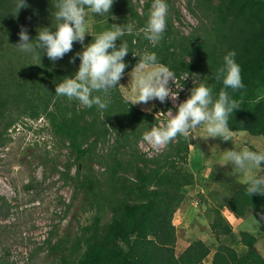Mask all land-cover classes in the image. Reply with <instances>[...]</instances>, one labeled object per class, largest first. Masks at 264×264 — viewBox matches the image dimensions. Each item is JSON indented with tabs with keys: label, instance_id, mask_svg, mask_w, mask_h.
Here are the masks:
<instances>
[{
	"label": "trees",
	"instance_id": "obj_1",
	"mask_svg": "<svg viewBox=\"0 0 264 264\" xmlns=\"http://www.w3.org/2000/svg\"><path fill=\"white\" fill-rule=\"evenodd\" d=\"M56 2L25 0L27 7L16 14V0H0V59L11 47L19 51L15 45L22 27L30 40L41 28L55 30ZM166 3L167 27L156 45L143 35L153 0H146L140 11L132 0H114L110 13L94 14L97 24L83 45L74 42L72 51L62 59L53 62L46 51H41L39 62L32 54L21 52L16 69L10 64L0 67V92L6 86L14 91L8 94L12 103L9 115L5 116L8 105L2 104L0 96V148L7 144L8 131L20 117L34 122L43 117L54 147L68 150L62 171L58 170V157L42 162H49V170L58 173L63 185L72 189L64 213L75 200L83 212H94L92 223L74 235L61 237L56 225L49 228L35 253L44 250L57 264H205L211 253L209 246L197 239L176 255L172 219L183 200L184 188L193 181L186 168L192 137H177L151 156L139 150L143 133L167 120L156 118L155 109L136 108L123 97L119 85L107 97L106 110L86 108L77 100L55 94L56 86L78 71L80 59L76 54L100 33L114 25H133L132 33L116 41L117 48L122 43L129 51L124 58V75L136 67L145 51L154 52L157 63L174 71L187 93L206 84L213 88L214 99L223 87L215 80V73L223 57L235 50L245 88L228 90L240 103L229 118V128L232 133L264 138V0H188V11L198 17L197 26L188 34L174 27L175 21L180 23V11L170 0ZM73 57L75 62L70 63ZM186 76L197 79L196 84L183 82ZM97 94L101 93H93ZM160 105L166 106L163 112L171 108L168 101ZM249 150L260 152L253 147ZM260 168L264 170V164ZM246 188L245 183L235 182L224 207L237 219L250 212L264 216V195L249 197ZM211 231L219 242L211 264H264V258L254 250L256 236L245 231L234 234L219 213ZM119 241L124 252L115 247ZM238 245L244 248L241 253L236 251Z\"/></svg>",
	"mask_w": 264,
	"mask_h": 264
},
{
	"label": "rangeland",
	"instance_id": "obj_2",
	"mask_svg": "<svg viewBox=\"0 0 264 264\" xmlns=\"http://www.w3.org/2000/svg\"><path fill=\"white\" fill-rule=\"evenodd\" d=\"M132 1L140 11L146 0ZM187 2L188 0H170L181 15L180 23L175 21L174 27L185 34L191 32L198 24V17L187 9ZM95 19L96 16L89 13L87 22L96 21ZM3 52L1 50V53ZM6 53L5 58L0 59V67L10 64L11 68L16 69L20 65L21 52L11 47ZM136 76L137 73L131 70L118 84L121 94L129 102L130 99L135 101L138 95V89L134 90ZM185 79L189 80L190 84L197 82L195 78ZM170 86L173 91L178 92L180 100L175 102L167 100L171 108L164 114L166 120L170 119L168 112L171 110L175 115L177 106L191 95V91L187 93L182 85L177 86L181 87L180 89H177L175 84L170 83ZM13 92L7 86L1 88L2 104L5 107L8 105L5 116L9 115V109H12L8 94ZM160 104L154 99L147 104H137L136 108L152 112L154 109L165 108V105ZM189 136L192 137L193 143L186 168L193 181L184 188L183 200L172 219L176 230V255H180L190 243L199 239L211 249L205 260V264H211L213 252L219 245L212 234L211 223L219 213L234 234L245 231L256 236L254 250L264 258L262 216L250 212L245 218L237 219L227 207H224L225 197L231 192L230 188L235 182L244 183L245 176L237 172L231 164H225L223 159L227 150L242 151L253 147L264 152V138L254 137L246 132L233 133V142L223 141L218 137L207 138L204 125L191 130ZM8 137L5 147L0 148V264H57L44 250L35 253L37 245L45 239L49 228L56 225L61 237L74 235L83 226L92 223L94 212H83L79 208V201L75 200L70 210L64 213V204L70 203L72 189L63 185L58 173L49 170V162H44L45 165L42 162L44 158L58 157L57 162L60 165L58 170L62 171L68 150L54 147L43 117L36 122L27 117H20L16 125L8 131ZM139 150L151 156L162 151L153 149L143 140L139 143ZM251 174L264 175V170L258 167L252 169ZM27 185L30 188L26 190L24 187ZM115 247L121 252L125 251L120 241ZM243 250L242 246L236 247L238 253Z\"/></svg>",
	"mask_w": 264,
	"mask_h": 264
},
{
	"label": "clouds",
	"instance_id": "obj_3",
	"mask_svg": "<svg viewBox=\"0 0 264 264\" xmlns=\"http://www.w3.org/2000/svg\"><path fill=\"white\" fill-rule=\"evenodd\" d=\"M114 0H57L55 20L57 25L53 31L49 27L41 28L35 39L30 40L27 29L21 28L19 43L16 48L22 53H30L35 61L41 60V51H46L49 60L55 62L62 59L73 49L74 42L83 45L86 34H89L87 17L89 13L104 15L110 13ZM27 7L25 0H16L15 13ZM168 4L166 0H153L152 8L145 28L144 37L153 45L159 43L166 31ZM133 32V25H114L96 36L91 43L76 55L80 59L78 71L72 77L66 78L55 88L57 96H65L69 100H77L82 106L106 110L109 105L107 97L111 90L117 88L127 67L124 58L128 54L126 44L116 41L126 33ZM35 40V43L33 41ZM235 50L229 51L223 57V64L215 73V80L222 82L218 98L213 97V88L200 84L191 90V95L177 106V112H168L170 119L163 126H153L143 133L142 140L155 150L165 148L177 137L188 138L191 130L205 126L207 138H221L233 142V133L229 128V118L240 108L238 100L230 92L245 88L241 76L240 65L235 60ZM75 62V57L70 59ZM134 71V90L138 95L132 104H147L152 100L165 103L168 99L173 102L178 98V92L173 91L170 83L177 89L178 77L169 67L158 64L154 52L145 51L140 57ZM187 78V76L185 77ZM101 93L93 95V93ZM166 107V106H165ZM160 123V122H159ZM160 125V124H159ZM225 164L245 176L247 185L246 195H264V175H252V169L264 164V152L244 150H227L224 155ZM264 219V216L261 217ZM256 223L259 222L255 219Z\"/></svg>",
	"mask_w": 264,
	"mask_h": 264
},
{
	"label": "built area",
	"instance_id": "obj_4",
	"mask_svg": "<svg viewBox=\"0 0 264 264\" xmlns=\"http://www.w3.org/2000/svg\"><path fill=\"white\" fill-rule=\"evenodd\" d=\"M183 82H186V84L187 83H189V80H186L185 79V77H183L182 79H181ZM181 82L178 80V84H177V86L178 85H181L180 84ZM182 88L183 89H186L184 86H182ZM186 92H187V90H186ZM178 100H180V97H179V94H178V98L176 99V101H178ZM165 107V106H164ZM166 108V107H165ZM165 108H163V109H165ZM163 109H158L157 110V112L154 114V116L156 117V118H159V119H166V117L164 116V114L166 113V112H163ZM167 123V122H166ZM160 126H162V124H160Z\"/></svg>",
	"mask_w": 264,
	"mask_h": 264
},
{
	"label": "crops",
	"instance_id": "obj_5",
	"mask_svg": "<svg viewBox=\"0 0 264 264\" xmlns=\"http://www.w3.org/2000/svg\"><path fill=\"white\" fill-rule=\"evenodd\" d=\"M102 23V22H101ZM100 23V24H101ZM93 24H97V22L95 23V21L94 20H91V21H88L87 22V27L89 28V34H86V36L85 37H87V36H89V35H91L92 34V32H93ZM98 24H99V22H98ZM135 69V68H134ZM134 69L132 70V71H134ZM130 72V71H129ZM128 72V73H129ZM127 74V73H126ZM125 74V75H126ZM130 101L133 103L134 102V100L133 99H130ZM133 105H135V107L137 106V104H133ZM138 109H141L140 107H138ZM142 110V109H141ZM144 111H146V110H144Z\"/></svg>",
	"mask_w": 264,
	"mask_h": 264
}]
</instances>
